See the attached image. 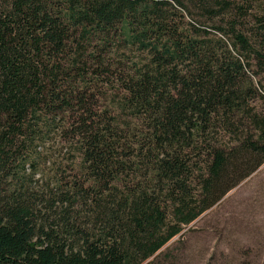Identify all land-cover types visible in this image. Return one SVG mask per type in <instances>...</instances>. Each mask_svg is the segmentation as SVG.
<instances>
[{
	"label": "trees",
	"instance_id": "1",
	"mask_svg": "<svg viewBox=\"0 0 264 264\" xmlns=\"http://www.w3.org/2000/svg\"><path fill=\"white\" fill-rule=\"evenodd\" d=\"M263 75L264 0H0V264L155 263L264 164Z\"/></svg>",
	"mask_w": 264,
	"mask_h": 264
},
{
	"label": "rangeland",
	"instance_id": "2",
	"mask_svg": "<svg viewBox=\"0 0 264 264\" xmlns=\"http://www.w3.org/2000/svg\"><path fill=\"white\" fill-rule=\"evenodd\" d=\"M160 252L144 264H264V164Z\"/></svg>",
	"mask_w": 264,
	"mask_h": 264
}]
</instances>
